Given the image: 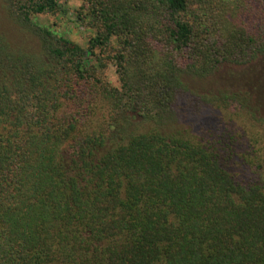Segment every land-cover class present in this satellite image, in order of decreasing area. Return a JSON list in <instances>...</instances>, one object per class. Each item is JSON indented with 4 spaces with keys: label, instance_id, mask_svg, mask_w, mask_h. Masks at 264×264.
<instances>
[{
    "label": "trees",
    "instance_id": "16d2710c",
    "mask_svg": "<svg viewBox=\"0 0 264 264\" xmlns=\"http://www.w3.org/2000/svg\"><path fill=\"white\" fill-rule=\"evenodd\" d=\"M0 1V264H264V147L204 122L247 102L187 83L264 55V0H79L85 48Z\"/></svg>",
    "mask_w": 264,
    "mask_h": 264
},
{
    "label": "rangeland",
    "instance_id": "374dc122",
    "mask_svg": "<svg viewBox=\"0 0 264 264\" xmlns=\"http://www.w3.org/2000/svg\"><path fill=\"white\" fill-rule=\"evenodd\" d=\"M79 7V0H65L60 2V10L54 15H38L36 19L33 18V21L56 30L74 45L85 48L93 32L86 27ZM0 34L11 43L21 45L25 49L31 50L35 47L34 41L7 18L1 7V1ZM99 75L109 86L117 87L113 68L109 64L99 71ZM187 83L193 91L199 94L225 92L244 99L251 113L248 118L235 119L233 117L228 120L226 114L218 110L207 109L204 122H209L210 125L217 126L220 130L225 125L234 138L233 140L237 142H248L254 139L257 141L256 146L264 147V55L244 66L220 64L210 76L200 80L190 79ZM194 123L195 118L186 115L181 120L180 129L189 130L191 124ZM234 167V175L245 177V170L242 167L238 164Z\"/></svg>",
    "mask_w": 264,
    "mask_h": 264
}]
</instances>
